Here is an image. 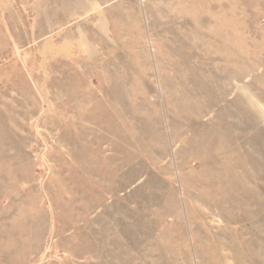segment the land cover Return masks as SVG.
<instances>
[{"label": "rangeland", "instance_id": "374dc122", "mask_svg": "<svg viewBox=\"0 0 264 264\" xmlns=\"http://www.w3.org/2000/svg\"><path fill=\"white\" fill-rule=\"evenodd\" d=\"M0 264H264V0H0Z\"/></svg>", "mask_w": 264, "mask_h": 264}]
</instances>
